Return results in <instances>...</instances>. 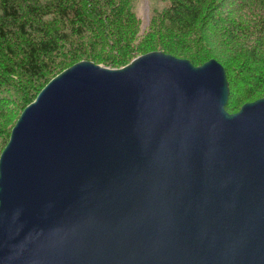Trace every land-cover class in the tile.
I'll return each instance as SVG.
<instances>
[{
	"label": "water",
	"instance_id": "95a60500",
	"mask_svg": "<svg viewBox=\"0 0 264 264\" xmlns=\"http://www.w3.org/2000/svg\"><path fill=\"white\" fill-rule=\"evenodd\" d=\"M214 60L77 62L0 153V264H264V95Z\"/></svg>",
	"mask_w": 264,
	"mask_h": 264
},
{
	"label": "trees",
	"instance_id": "16d2710c",
	"mask_svg": "<svg viewBox=\"0 0 264 264\" xmlns=\"http://www.w3.org/2000/svg\"><path fill=\"white\" fill-rule=\"evenodd\" d=\"M138 1L0 0V153L23 108L81 57L108 68L150 52L214 60L230 114L264 95V0H149L143 30Z\"/></svg>",
	"mask_w": 264,
	"mask_h": 264
},
{
	"label": "rangeland",
	"instance_id": "374dc122",
	"mask_svg": "<svg viewBox=\"0 0 264 264\" xmlns=\"http://www.w3.org/2000/svg\"><path fill=\"white\" fill-rule=\"evenodd\" d=\"M156 7L159 9L161 7V4L160 3H157L155 4ZM154 3H153V6H155ZM152 5L150 4L149 0H139L138 3H137V7H136V16L139 18L140 22H141V30H143L146 26V23H147V19L149 17V8H151ZM155 51H158V50H155ZM141 55H136V54H133L132 56V59L130 60V62L139 57ZM74 60H78L79 61H85L82 57L81 58H77V59H74ZM73 61V60H72ZM129 62V63H130ZM98 66H101V67H105V66H102L101 64H96ZM105 68H108V67H105ZM108 69H117V68H108ZM228 92H229V88H228ZM253 100H250V101H247V102H251ZM246 102V103H247ZM242 105V104H241ZM239 107V106H238ZM10 132V131H9Z\"/></svg>",
	"mask_w": 264,
	"mask_h": 264
}]
</instances>
